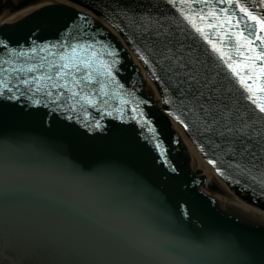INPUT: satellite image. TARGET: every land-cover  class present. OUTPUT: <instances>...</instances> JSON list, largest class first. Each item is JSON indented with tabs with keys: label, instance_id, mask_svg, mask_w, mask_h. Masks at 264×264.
<instances>
[{
	"label": "water",
	"instance_id": "water-1",
	"mask_svg": "<svg viewBox=\"0 0 264 264\" xmlns=\"http://www.w3.org/2000/svg\"><path fill=\"white\" fill-rule=\"evenodd\" d=\"M74 1L84 6L72 0L0 26V76L20 89L15 99L0 95V264H264V223H253L264 218V171L258 169H264V131L245 128L256 121L264 130V113L212 54L180 66L162 53L175 41L187 52L193 44L190 24L172 0ZM88 8L124 37L167 111L187 125L222 177L255 203L218 176L220 207L209 189H200L205 178L190 168V155L193 168L212 181L191 143L145 90L130 47L78 11ZM77 42L93 45L106 60L115 53L111 77L97 75L75 89L93 103L49 87L61 93L56 103L62 107L56 110L43 91L33 98L44 102L33 104V85L17 81L44 74L57 82L59 53ZM27 65L36 71H18ZM74 75L82 78L84 70ZM195 122L211 132H200Z\"/></svg>",
	"mask_w": 264,
	"mask_h": 264
},
{
	"label": "snow or ice",
	"instance_id": "snow-or-ice-1",
	"mask_svg": "<svg viewBox=\"0 0 264 264\" xmlns=\"http://www.w3.org/2000/svg\"><path fill=\"white\" fill-rule=\"evenodd\" d=\"M181 2H185V0H181ZM209 4H211V0H208ZM233 4L234 0H220V3ZM262 3H264V0H262ZM235 6L239 7L240 12L246 13L247 18L255 21L257 24V31L264 32V18H261L260 16H257L254 14V12L250 11L247 7L240 4V0H235ZM184 9H181V12H183ZM220 12H226L225 9H220ZM194 15V14H193ZM209 16H211L214 20L218 19L219 13L213 10V8H209ZM187 19L192 20V26L196 28L197 32H200L201 35H203V38L208 41V43L212 46L213 50L218 52L221 57L225 59V63H227L228 67L232 70V72L239 77L240 83L247 89L251 95H249L247 98L249 100H253V96L256 93H264V85L257 84L256 79L257 76L264 77V65L257 66L256 61L258 60H264V48H260V50H257V45L254 44L253 39H250L248 37H245L244 32H238L236 33V36L238 39H244L245 44L247 47V51L249 53H254L253 55L247 56V63L241 65L239 62L236 64L229 63L230 57L227 56V54L222 50L220 46L216 44L215 41L210 40L208 35L204 33V27H198L196 24V21L192 19V16H186ZM208 17L201 16L200 20L205 21ZM228 23L230 26L232 24V17L225 15L223 19H219V24ZM218 25H213L211 23L206 24L205 26L208 28H214L218 27ZM236 24H239V20L236 21ZM249 36H252L253 33H249ZM255 39L260 41L262 44H264V35H256ZM4 41H0V44H3ZM54 47V46H51ZM67 51L59 53L60 61L59 63V69L54 70V76L57 78V82H53V77L49 75L40 74L37 76H27V78L18 80V84L23 85H29L32 84L33 87L29 89V92L31 95H29V99L33 104H42L44 102V98L36 99L33 98L36 94L41 93L42 91L45 93V97L52 103L56 104V110H59L62 105L56 103L59 101L61 93L59 91L53 92L48 90L50 87L51 89H61L66 88L68 89L70 93V97L80 95L81 99L87 100L89 103H93L91 99L87 96H83L81 92L76 91L78 85L82 84L84 81H94L97 79V75H104L106 77H111L113 74V65L116 63L115 60V53L108 52V56L112 57L111 60H106L103 58V53H98L93 45L88 44L87 42L84 43H75L71 45L70 47L65 46ZM11 52L15 53L16 49H10ZM30 51L35 52V48H31ZM43 51V49H41ZM238 54H241L239 52V47L237 48ZM20 55H24L23 51L19 53ZM11 63V61H9ZM43 63L39 65V67H43ZM259 67V71L257 72L256 69ZM49 68H52V65H49ZM241 68H251L253 74L251 76H244L241 74ZM37 69V66L34 65H27L25 67H21L18 69L20 72H24L26 75L28 72H35ZM84 70V75L82 78H77V76L74 75V73H80ZM13 71H16V69H13ZM71 78V86L69 83V79ZM252 81V83H249V81ZM47 82V84L43 83ZM62 82V83H61ZM98 82V81H97ZM87 87V85H84ZM101 90L103 89L104 85H100ZM20 89L16 88L14 86H10L9 83L6 81L5 77L0 76V95H4L5 92L12 94L10 98L15 99V93L19 92ZM23 95V94H22ZM257 100H264V96L257 97ZM256 103V106L259 108V111L264 113V103H257L256 100L253 101ZM72 108H75V104L71 106ZM135 110V109H134ZM111 113H109L110 115ZM87 115V113H85ZM71 118V117H69ZM101 125L99 121L96 122L95 127L99 128ZM187 126V125H185ZM148 131H151L149 128ZM225 131L231 132L232 129L225 128ZM243 131V129H241ZM157 148H160V145L157 144ZM161 155L163 156L164 153L161 151ZM215 163V161H213ZM217 171H220L217 169Z\"/></svg>",
	"mask_w": 264,
	"mask_h": 264
},
{
	"label": "bare ground",
	"instance_id": "bare-ground-1",
	"mask_svg": "<svg viewBox=\"0 0 264 264\" xmlns=\"http://www.w3.org/2000/svg\"><path fill=\"white\" fill-rule=\"evenodd\" d=\"M17 1H19V0H0V3H2V5L4 7V8H2V11L0 12V25H2L4 23H11L12 21L16 20L17 18H19V17L21 18L22 16H25V15L29 14L30 12H32L36 9L48 7V6H53V5H57V4H62V3H66V2H71L72 0H30L29 4H27L26 6H24L22 8H16V9H14V11L11 12V9L8 8V6L11 4L14 5V2H17ZM73 2L75 4L82 5L81 3H78L74 0H73ZM82 6H84V5H82ZM114 29H115V32H117V37L119 39H121L123 42H125L130 47V45L125 41L124 37L116 30V28H114ZM130 49L133 52V54L135 55L136 67H139L141 69V66L139 65L141 62L138 59L137 54H135L134 50H132L131 47H130ZM143 82L145 83L144 86L146 87V89H150L152 92H154L155 97L158 98L157 92L154 89V86L152 85V83H150V81H148L147 78L144 79ZM180 128H181V126H180ZM189 142L191 143L196 154L198 155L203 167L205 168L209 178L212 181V184L220 187L218 184L217 175L214 172L213 168L203 160V157H202L201 153L197 150L195 144H193L190 140H189ZM214 196L218 198L219 202H217V205L220 207L223 204L224 194L223 193L222 194L214 193ZM258 222L264 223V218H257V219L253 220V223H258Z\"/></svg>",
	"mask_w": 264,
	"mask_h": 264
}]
</instances>
